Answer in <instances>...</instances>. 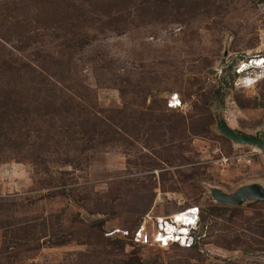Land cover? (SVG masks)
<instances>
[{"label": "rangeland", "instance_id": "obj_1", "mask_svg": "<svg viewBox=\"0 0 264 264\" xmlns=\"http://www.w3.org/2000/svg\"><path fill=\"white\" fill-rule=\"evenodd\" d=\"M190 1L210 12L200 8L193 17L176 18L171 0L164 15L114 29L101 28L107 18L90 14L100 21L89 26L90 37L72 38L74 53L67 58L59 32L36 28L39 6L0 0V33L8 32L0 37V66L13 64L19 70L10 81L20 79L13 88L0 67V93L16 90L22 105L42 114L18 122L31 136L15 139L21 150L0 160V204L12 223L0 228V264H264V238L253 232L264 219V200L224 210L210 194L212 187L226 193L251 183L264 187V152L231 141L217 127L224 119L247 134L264 128V76L251 86L241 83L261 69L237 73L247 59L264 56V0ZM75 2L93 9L87 0ZM186 3L180 2L191 8ZM47 51L61 65L48 61V71L31 70ZM174 93L182 106L167 110L169 123L183 119V130L151 132L142 125L136 137L119 128L126 112H160ZM65 103L71 105L69 138L63 137ZM110 123L118 129L115 138L127 139L87 137L93 124L101 131ZM7 130L20 135L15 127ZM43 144L49 148L39 151ZM194 204L205 217L195 249L129 245L122 238L120 230L132 231L150 211L167 214ZM211 207L217 216L209 214ZM220 235L240 245L217 243Z\"/></svg>", "mask_w": 264, "mask_h": 264}, {"label": "trees", "instance_id": "obj_2", "mask_svg": "<svg viewBox=\"0 0 264 264\" xmlns=\"http://www.w3.org/2000/svg\"><path fill=\"white\" fill-rule=\"evenodd\" d=\"M34 4L39 6L40 12L34 17L35 22L37 23L36 28H40L43 30L48 29H54L55 31L59 32L62 36V41H60V54L62 56H66L67 58H71L74 53V47L71 44L72 38L75 39L76 36H91V33L88 32L89 26L93 25L94 21H100L99 19H95L94 16L90 14L96 15V18H100L101 16L107 18L104 20V26L101 28H110L108 26L112 25V29L118 28L121 23H125V21L130 20L128 22L130 23H136L140 22L144 19L153 18V16L157 14L164 15V10L168 7L171 0H87L88 4L93 7L92 11L87 10L83 5H78V3L75 2V0H32ZM182 0H173V2L176 5L175 8H178V10L175 12L176 18H180L183 15L191 14V17H193V14H197L200 8H202L203 12L209 13L210 11L206 10L204 11L203 3H201L203 0H194L195 4L198 6V8H195L194 3H192L190 0L186 5H191V8L183 7L182 4H180ZM190 2V3H189ZM198 13V14H199ZM133 15L130 17V15ZM185 18L181 21L183 22ZM121 22V23H120ZM8 36L7 34L2 35L0 33V37L2 39H6ZM58 45L56 46V48ZM53 54V51H47L46 54H41L42 56V62L37 61V68L30 67L31 70L34 71H40L41 74L44 70L48 71L50 68L45 65L46 62L55 63V66L61 65L63 62L60 58H53L51 55ZM1 62V60H0ZM3 68H7L6 73H2L4 75V79L8 82L10 81V78L14 74L15 71H18L19 68L13 66V64L6 61V67L5 63H1ZM235 74V73H234ZM19 77V76H18ZM20 80V79H13L11 82ZM9 86V83H7ZM13 87V85L11 84ZM14 88V87H13ZM7 91H3L0 93V160L6 159V158H12L13 152H17V150H21L20 143L17 142V140L20 141V136L27 139L31 135L29 134V131L24 129L25 131H21L24 127L22 124H19L20 121H27L28 116L32 117L33 114L42 117V114H38V111H35L33 113L32 109H30L27 105H22V100L20 92H16L15 94L9 89H6ZM70 104H63L61 105V108L66 111V118H65V130L63 131V137H68L67 133L69 132L70 128ZM163 108H160V112H156V107H151L150 111L148 112H140L138 116H135L133 113V116L126 115L129 114L126 112L125 116H128L126 120V124H120V127L124 132L128 134H132L133 136H138L141 131V126L145 125L146 129L151 130V132H155L156 129L160 127H166L168 130L174 131L176 128H179L180 130H183L184 120L183 119H173L172 123H169L170 120V114L168 113V108L165 106V103L162 106ZM35 110H38L37 107H33ZM54 111V110H52ZM54 116L55 114H50L48 123L50 126H54ZM113 117H111L112 119ZM32 120H35V118H30ZM102 120V119H100ZM110 120V119H109ZM111 123L113 122L110 120ZM19 122V123H18ZM53 123V124H51ZM103 125H106L105 121H103ZM108 123V122H107ZM110 123V126L105 128V130L99 131L100 124H93L92 130L90 129L89 137L91 139V142L94 141L95 136L97 134L103 135V137L110 136V138H106V141H113V140H126V137H122L121 139H117L114 137V134L118 129L114 127V124L112 125ZM63 124V125H64ZM109 124V123H108ZM14 128L16 130H19V134L17 137H10L7 133V128ZM84 128L81 127V129ZM202 129L205 130V127L202 126ZM93 134V135H92ZM93 136V137H92ZM62 137V138H63ZM17 139V140H15ZM30 144V143H29ZM32 147L33 145L30 144ZM34 148V147H33ZM49 147L47 145H42L40 147L39 151H46ZM72 150V148H71ZM37 155L36 157H38ZM111 191L115 192L117 191L116 187L110 186ZM162 188L164 189V183L162 185ZM170 188L174 189V185L171 183ZM262 201V200H259ZM264 202V201H262ZM219 207L225 208L230 207V205H218ZM183 208V207H182ZM178 207L177 211L182 209ZM236 208V207H235ZM99 210H103V207L100 206ZM176 211V210H174ZM171 213V212H170ZM203 213V212H202ZM201 213V219L204 220L205 217L202 216ZM209 214L217 216L216 208L211 207ZM7 215V216H6ZM6 216V217H4ZM4 217V218H3ZM12 226V223L10 220H8V213L6 210L2 209V204H0V228L9 229V227ZM98 226V225H97ZM256 229H254L253 232L259 233L261 237L264 238V219H261L256 225ZM24 227H21L20 225H17V230H22ZM28 230H24L26 233ZM220 239L216 240L217 243H224L226 242L227 245H240L238 242L233 241H227V238L225 235H220ZM200 237V236H199ZM129 245L131 243L127 241ZM228 242V243H227ZM199 243V238L197 236V240L193 245L190 246H181L185 249H195L197 248ZM126 244V245H127ZM225 244V243H224ZM178 245V244H174ZM172 264H191L189 260H177L173 262Z\"/></svg>", "mask_w": 264, "mask_h": 264}, {"label": "built area", "instance_id": "obj_3", "mask_svg": "<svg viewBox=\"0 0 264 264\" xmlns=\"http://www.w3.org/2000/svg\"><path fill=\"white\" fill-rule=\"evenodd\" d=\"M242 65V63H241ZM238 67V73L240 72ZM169 108H178L182 106V101L177 93L171 94L167 99ZM158 196V195H157ZM180 206V205H178ZM201 208L198 205H189L180 210L171 213L151 214L146 213L132 231L128 229L120 230L127 241L136 246L155 245L160 248H168L171 245L190 246L197 240V234L200 223ZM166 225L171 228L166 229ZM186 230V231H183ZM199 238V237H198Z\"/></svg>", "mask_w": 264, "mask_h": 264}, {"label": "water", "instance_id": "obj_4", "mask_svg": "<svg viewBox=\"0 0 264 264\" xmlns=\"http://www.w3.org/2000/svg\"><path fill=\"white\" fill-rule=\"evenodd\" d=\"M221 134L233 142L253 145L264 152V128L252 135L231 128L224 119L217 122ZM210 194L215 202L223 205L239 206L246 201L264 200V187L258 183H251L237 187L233 192L226 193L219 188H210Z\"/></svg>", "mask_w": 264, "mask_h": 264}, {"label": "bare ground", "instance_id": "obj_5", "mask_svg": "<svg viewBox=\"0 0 264 264\" xmlns=\"http://www.w3.org/2000/svg\"><path fill=\"white\" fill-rule=\"evenodd\" d=\"M240 69H241L240 71H244L246 69H261V72L260 73L257 72L256 75L254 76H246V77L241 78V83H244L245 84L244 86H251L254 81L264 76V56H259V57L252 58V59L250 58V60L247 59L246 62H244L240 66ZM170 228L171 227L169 225H166V229H170ZM183 231H186V230H183Z\"/></svg>", "mask_w": 264, "mask_h": 264}, {"label": "clouds", "instance_id": "obj_6", "mask_svg": "<svg viewBox=\"0 0 264 264\" xmlns=\"http://www.w3.org/2000/svg\"><path fill=\"white\" fill-rule=\"evenodd\" d=\"M241 72H242V71H240L239 73L237 72V73H238V74H240ZM174 107H175V108H178V104H177V105H175Z\"/></svg>", "mask_w": 264, "mask_h": 264}]
</instances>
